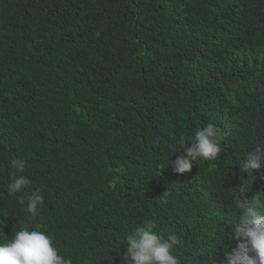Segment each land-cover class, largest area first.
I'll list each match as a JSON object with an SVG mask.
<instances>
[{"label": "trees", "instance_id": "16d2710c", "mask_svg": "<svg viewBox=\"0 0 264 264\" xmlns=\"http://www.w3.org/2000/svg\"><path fill=\"white\" fill-rule=\"evenodd\" d=\"M207 123L220 156L174 172ZM259 146L264 0H0V242L35 229L73 264H129L153 220L180 264H226L238 203L264 195V163L241 168ZM16 158L35 220L6 191Z\"/></svg>", "mask_w": 264, "mask_h": 264}, {"label": "clouds", "instance_id": "9594fccd", "mask_svg": "<svg viewBox=\"0 0 264 264\" xmlns=\"http://www.w3.org/2000/svg\"><path fill=\"white\" fill-rule=\"evenodd\" d=\"M222 131L213 123H207L195 131L184 155L171 161L173 171L186 173L198 160L215 161L221 154ZM169 163V161H168ZM264 163V146L248 151L241 168L253 170ZM9 167L21 175L9 183L6 191L16 197L18 203L33 220L37 219L44 207V197L39 190L30 194L26 188L31 180L23 175L26 161L20 158L9 162ZM247 190V187L240 193ZM164 202V201H162ZM236 222L231 238L237 240L235 247L225 253L226 264H264V195L256 194L250 200H242L237 205ZM153 220H144L124 238L129 264H180L174 248L180 241L174 234L167 238L157 234ZM0 264H73L71 258L59 254L54 237L39 230L21 228L10 239L0 242Z\"/></svg>", "mask_w": 264, "mask_h": 264}, {"label": "bare ground", "instance_id": "6f19581e", "mask_svg": "<svg viewBox=\"0 0 264 264\" xmlns=\"http://www.w3.org/2000/svg\"><path fill=\"white\" fill-rule=\"evenodd\" d=\"M207 122V121H206ZM228 123V122H227Z\"/></svg>", "mask_w": 264, "mask_h": 264}]
</instances>
